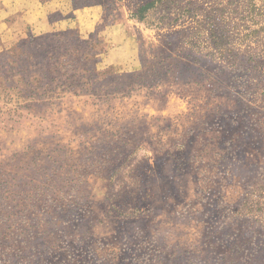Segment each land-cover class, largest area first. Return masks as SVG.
Here are the masks:
<instances>
[{"label":"rangeland","instance_id":"rangeland-1","mask_svg":"<svg viewBox=\"0 0 264 264\" xmlns=\"http://www.w3.org/2000/svg\"><path fill=\"white\" fill-rule=\"evenodd\" d=\"M52 20L0 37V264H264V0Z\"/></svg>","mask_w":264,"mask_h":264},{"label":"crops","instance_id":"crops-1","mask_svg":"<svg viewBox=\"0 0 264 264\" xmlns=\"http://www.w3.org/2000/svg\"><path fill=\"white\" fill-rule=\"evenodd\" d=\"M67 5L68 0H0V37L12 33L17 27L31 28L39 34L47 33L55 26L53 14L62 13ZM70 21L64 18L58 24L67 29Z\"/></svg>","mask_w":264,"mask_h":264},{"label":"trees","instance_id":"trees-1","mask_svg":"<svg viewBox=\"0 0 264 264\" xmlns=\"http://www.w3.org/2000/svg\"><path fill=\"white\" fill-rule=\"evenodd\" d=\"M151 7H153L152 3L147 4L146 6L142 7L139 11V14H144L147 10H149ZM146 18H144V16H140V20H144Z\"/></svg>","mask_w":264,"mask_h":264}]
</instances>
